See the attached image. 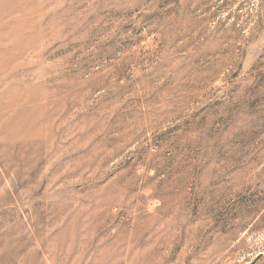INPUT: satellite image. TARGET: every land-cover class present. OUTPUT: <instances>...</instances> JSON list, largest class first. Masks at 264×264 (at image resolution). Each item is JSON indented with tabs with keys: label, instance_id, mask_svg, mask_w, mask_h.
Wrapping results in <instances>:
<instances>
[{
	"label": "rangeland",
	"instance_id": "1",
	"mask_svg": "<svg viewBox=\"0 0 264 264\" xmlns=\"http://www.w3.org/2000/svg\"><path fill=\"white\" fill-rule=\"evenodd\" d=\"M7 2L0 264H264V0Z\"/></svg>",
	"mask_w": 264,
	"mask_h": 264
},
{
	"label": "bare ground",
	"instance_id": "2",
	"mask_svg": "<svg viewBox=\"0 0 264 264\" xmlns=\"http://www.w3.org/2000/svg\"><path fill=\"white\" fill-rule=\"evenodd\" d=\"M7 1H9V0H0V11H2V9L5 10L3 7H5V6L7 7V6H8V5H7V4H8ZM5 13H6V12H5ZM25 114H26V113H25ZM12 118H13V117H12ZM21 118H22V117H21ZM10 119H11V117H10ZM7 120H8V119H7ZM7 120H6V121H7ZM10 121H11V120H10ZM8 123H9V122H8ZM5 124H6V123H5ZM5 124H4V125H5ZM9 124H10V123H9ZM15 124H16V123H15ZM0 125H2V124H0ZM13 125H14V123H13ZM5 126H6V125H5ZM9 126H10V125H9ZM2 127H3V126H2ZM10 130H11V129H10Z\"/></svg>",
	"mask_w": 264,
	"mask_h": 264
}]
</instances>
